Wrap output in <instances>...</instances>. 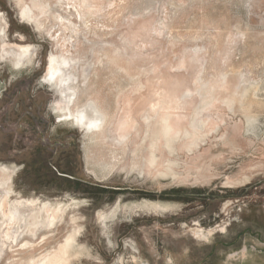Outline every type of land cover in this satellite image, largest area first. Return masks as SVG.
I'll use <instances>...</instances> for the list:
<instances>
[{"label":"rangeland","instance_id":"1","mask_svg":"<svg viewBox=\"0 0 264 264\" xmlns=\"http://www.w3.org/2000/svg\"><path fill=\"white\" fill-rule=\"evenodd\" d=\"M34 1L0 0L6 40L34 52L0 56V170L12 200L69 207L32 237L0 229V264H38L71 215L68 264H235L264 243V0H41L39 27L20 18ZM49 55L70 62L47 84ZM95 110L100 132L72 121ZM165 115L179 133L153 177Z\"/></svg>","mask_w":264,"mask_h":264},{"label":"bare ground","instance_id":"2","mask_svg":"<svg viewBox=\"0 0 264 264\" xmlns=\"http://www.w3.org/2000/svg\"><path fill=\"white\" fill-rule=\"evenodd\" d=\"M74 2L79 4L80 6H82L85 4L86 0H74ZM85 8H86V6H85ZM23 9L21 10L22 12H21L20 18L27 21V22L34 23V25L36 27H39L40 22L38 20V14L44 11V6H43L41 0L34 1L32 3L31 8L26 7V9H24V10ZM77 17H80V16L78 15ZM78 19H80V18H78ZM0 21H1V19H0ZM83 24H85V23H83ZM3 28H4V26H2L1 22H0V34H1L0 35V38H1V51H0L1 55L0 56H6L7 55L16 67H19V66L24 65V64H30L31 61L33 60V55H34V52L31 50V47L29 45H19L16 43H11V44L8 43V41L6 40V35L3 31ZM68 59H70V58H68ZM68 59L62 55L60 57H56L54 55H49V59L47 61L48 73L45 76V82L47 81L48 82L47 84L52 83V82H57L60 79L63 80L62 74L64 73V68L66 66H68V64L70 62V61L68 62ZM66 69H67V67H66ZM61 76H62V78H61ZM54 88H55V86H54ZM161 96H162V94H161ZM161 103L159 105L160 108H162V109L169 108L167 103H166V105H165V103H163V104H161ZM158 104L159 103L152 104V109L154 111H156V107L158 106ZM95 111L97 112V110H95ZM102 119H103V115L101 113H98V112L97 113L93 112V114H83V113L79 112L78 115L72 117V121L74 122V124H76L77 127H79V129H81L82 131H89V133H90V131L91 132H100V130H101L100 120H102ZM153 119H155V118H153ZM160 122H161L160 123L161 128L159 131L152 133L151 130L153 131V129L150 130V132L152 133V135H150V136H152V138H151V143H150L151 144V146H150L151 147L150 148V159L148 161L147 168H148V171L153 175V177L154 176L164 177V176L168 175L166 171L159 169L158 166L160 164L156 162L155 152L158 150V147H159L158 141H160L161 139L164 140V142H165L164 145H165V148L168 152L167 154H170L171 152H173L174 139L176 138L177 134L179 133V131L175 129L170 115H165L164 117H161ZM125 130H126V128L122 129L121 132L124 133ZM145 130H146V128H145ZM147 133H148V131H147ZM186 135H188V133H186ZM144 138L146 139V137H144ZM196 141H198V140H196ZM176 155L177 154H175V156ZM166 162L169 164L170 161L169 160L164 161V163H166ZM167 170H170L171 174H174L173 170L170 169V167ZM0 172H1V180H2V182L0 183V188L4 192V195L1 196V198H0V216H1L0 229H5L7 238L10 235L9 233L13 229H14L13 237L16 236L15 238H17L18 236H21L22 234H28L30 236L31 235L34 236L40 228H44V229L47 228L48 229L50 226L54 225L56 222H60L63 220V218L66 214L67 208L69 207L67 205L48 204V203L37 204V203H35L34 200L22 201V200L16 199L17 197L14 200H12V197H14V196H11L13 189L12 190L10 189V181H9L10 180V175H9L10 173H7L4 168H2L0 170ZM145 206L150 207V205L148 206V204H145ZM138 207H140V206H138ZM163 209H165V208H163ZM110 213L114 214L115 211L111 210ZM107 216H108V213H101L100 214V218H101L105 227H107V223H106ZM69 219L72 221L71 231L68 233V235L64 239L63 244H61L58 247V249L56 251H54L53 253L45 255L38 262V264H68V262L71 258V250L76 243L75 237H76L77 233L79 232V225L76 224L73 215L69 216ZM194 234L197 236L205 237L204 232L201 231L200 229H197L194 232Z\"/></svg>","mask_w":264,"mask_h":264},{"label":"crops","instance_id":"3","mask_svg":"<svg viewBox=\"0 0 264 264\" xmlns=\"http://www.w3.org/2000/svg\"><path fill=\"white\" fill-rule=\"evenodd\" d=\"M235 264H264V243L244 250Z\"/></svg>","mask_w":264,"mask_h":264}]
</instances>
